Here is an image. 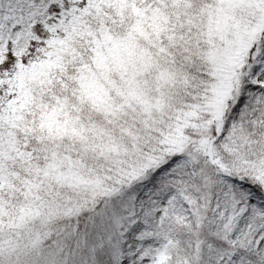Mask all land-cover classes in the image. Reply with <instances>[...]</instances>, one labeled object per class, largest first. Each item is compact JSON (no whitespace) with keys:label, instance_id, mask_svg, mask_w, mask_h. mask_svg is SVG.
Segmentation results:
<instances>
[{"label":"snow or ice","instance_id":"6c2138e0","mask_svg":"<svg viewBox=\"0 0 264 264\" xmlns=\"http://www.w3.org/2000/svg\"><path fill=\"white\" fill-rule=\"evenodd\" d=\"M0 264H264V0H0Z\"/></svg>","mask_w":264,"mask_h":264}]
</instances>
